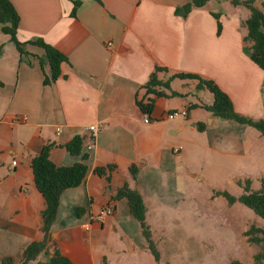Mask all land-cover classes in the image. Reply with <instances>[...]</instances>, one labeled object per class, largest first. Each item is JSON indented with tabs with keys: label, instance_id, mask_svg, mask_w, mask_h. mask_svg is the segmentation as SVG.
I'll use <instances>...</instances> for the list:
<instances>
[{
	"label": "crops",
	"instance_id": "0c3cea01",
	"mask_svg": "<svg viewBox=\"0 0 264 264\" xmlns=\"http://www.w3.org/2000/svg\"><path fill=\"white\" fill-rule=\"evenodd\" d=\"M9 1L19 17L18 41L42 40L66 61L59 78L44 85L51 74L44 50L24 45L20 54L0 31V262L11 258L17 264L42 237L45 200L35 187L31 159L47 146L57 167L81 162L65 149L76 135L88 155L87 172L79 186L61 194L48 255L39 262L58 253L72 264H107L105 238L112 232L129 256L148 249L127 200L115 199L117 191L127 185L139 192L148 225V207L173 194L185 171L191 175L189 146L238 159L246 138L244 125L211 117L203 108L213 96L197 90V80L172 76L212 80L237 114L264 119V71L243 51L242 22L249 11L231 0H210L182 18L176 8L192 0H83L71 17V0ZM254 4L264 14V0ZM212 14H219V34ZM154 72L168 84L153 87L161 95L147 93ZM137 101L152 103L148 123ZM182 109L187 117L165 118ZM92 125L97 132L89 149ZM107 205L112 215L94 220Z\"/></svg>",
	"mask_w": 264,
	"mask_h": 264
},
{
	"label": "rangeland",
	"instance_id": "374dc122",
	"mask_svg": "<svg viewBox=\"0 0 264 264\" xmlns=\"http://www.w3.org/2000/svg\"><path fill=\"white\" fill-rule=\"evenodd\" d=\"M244 126L243 157L237 159L189 146L185 157L191 175L185 171L173 194L161 195V204L148 207V226L159 255L158 262L149 249L136 248L129 256L124 242L115 241L120 240L119 234L112 232L105 238L106 263L229 264L237 260L242 264H256L253 257L261 247L249 243L245 233L251 227L264 230V219L239 198L245 193L246 182L250 192L264 186V135L252 126ZM221 192L235 201L229 204L218 194Z\"/></svg>",
	"mask_w": 264,
	"mask_h": 264
},
{
	"label": "trees",
	"instance_id": "16d2710c",
	"mask_svg": "<svg viewBox=\"0 0 264 264\" xmlns=\"http://www.w3.org/2000/svg\"><path fill=\"white\" fill-rule=\"evenodd\" d=\"M82 1L83 0H71L73 4L71 17H75ZM209 1L210 0H192L186 5L176 8L175 15L185 18L192 9L204 7ZM231 4L233 6L242 5L249 11L248 18L242 22L243 27L246 29L244 42L247 44V46L243 48V51L256 66L264 71V14L260 8L255 6L254 0H231ZM212 16L217 21V33L219 34L221 31L219 14H212ZM18 27L19 17L14 7L9 0H0L1 33L9 36L10 41L15 45L20 54H24V45H34L43 49L51 73L50 77L45 76L43 84L48 85L54 83L60 76V65L66 61L65 56L39 39L26 43L19 42L16 37ZM161 70L165 69L158 67L155 68V72ZM155 72L151 75L145 86L147 93L161 95V93L154 90L153 87L160 85L168 87V84L158 82L156 80ZM172 78L197 80V90H208L213 96V102L209 106H203V108L211 115V117L252 126L264 135V121H254L237 114L234 111L228 96L222 92L212 80L203 79L199 75L191 73H177L174 74ZM137 106L143 114L150 116L153 108L151 102L142 103L137 101ZM198 129L202 131L204 125H199ZM65 149L71 155L81 156V162L70 167H57L48 159L47 146L43 147L41 152L35 155L30 161L35 187L45 200V208L41 213L42 225L40 232L42 237L41 240L32 242L25 248L22 259L17 264H72L67 258L58 253L43 262H39L40 258H47L48 255L47 250L50 244V230L56 219L61 194L67 189L79 186L83 182L87 172L85 162L88 159V155L82 153V139L80 136L76 135L72 137V139L65 145ZM129 171L131 177L135 179L138 173L137 168L132 166ZM96 173L102 175L104 174V170L98 169L96 170ZM248 185L249 183L246 182L245 193L239 198V201L253 210L255 215L264 219V186L259 191L250 192ZM218 194H222L229 204H232L235 201V198L229 196L225 192ZM122 198L127 200L130 214L138 222L142 234L147 241L148 249L153 255L155 261L158 262L159 255L151 239L150 228L145 222L146 209L141 195L137 190L124 185L115 195V199ZM245 235L247 236V241L249 243L261 247V251L253 257L254 262L260 264L264 261V230L251 227ZM0 264L15 263L11 258H4L1 260ZM229 264L242 263L233 260Z\"/></svg>",
	"mask_w": 264,
	"mask_h": 264
},
{
	"label": "built area",
	"instance_id": "2783aa9c",
	"mask_svg": "<svg viewBox=\"0 0 264 264\" xmlns=\"http://www.w3.org/2000/svg\"><path fill=\"white\" fill-rule=\"evenodd\" d=\"M107 46H111V43L108 42L107 43ZM187 117V109H182V110H178V111H172V112H169L168 114L165 115V118L167 120H174V119H177V118H185ZM150 120V116L148 115H145L144 114V119L143 121L145 123H148ZM87 130L89 132H91V137H90V141L92 142L90 145H88L89 149L90 148H93V142H94V137L96 135V132H97V126L95 125H92V126H89L87 128ZM16 165V162H12L11 166H15ZM113 213V208L112 206L110 205H107L105 206L103 209H101L98 214L93 218L94 220L96 221H101L103 218L107 217V216H110L112 215Z\"/></svg>",
	"mask_w": 264,
	"mask_h": 264
},
{
	"label": "water",
	"instance_id": "95a60500",
	"mask_svg": "<svg viewBox=\"0 0 264 264\" xmlns=\"http://www.w3.org/2000/svg\"><path fill=\"white\" fill-rule=\"evenodd\" d=\"M53 250H54V247H52V248L50 249V251H52V252H53Z\"/></svg>",
	"mask_w": 264,
	"mask_h": 264
}]
</instances>
